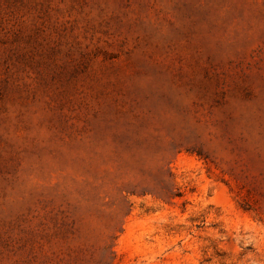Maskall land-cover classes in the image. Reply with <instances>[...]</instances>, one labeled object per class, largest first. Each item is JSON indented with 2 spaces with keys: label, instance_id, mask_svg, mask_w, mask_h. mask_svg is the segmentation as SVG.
<instances>
[{
  "label": "rangeland",
  "instance_id": "rangeland-1",
  "mask_svg": "<svg viewBox=\"0 0 264 264\" xmlns=\"http://www.w3.org/2000/svg\"><path fill=\"white\" fill-rule=\"evenodd\" d=\"M109 262L264 264V0H0V264Z\"/></svg>",
  "mask_w": 264,
  "mask_h": 264
},
{
  "label": "trees",
  "instance_id": "trees-1",
  "mask_svg": "<svg viewBox=\"0 0 264 264\" xmlns=\"http://www.w3.org/2000/svg\"><path fill=\"white\" fill-rule=\"evenodd\" d=\"M113 260H111V262H112ZM111 262H109V264L111 263Z\"/></svg>",
  "mask_w": 264,
  "mask_h": 264
}]
</instances>
